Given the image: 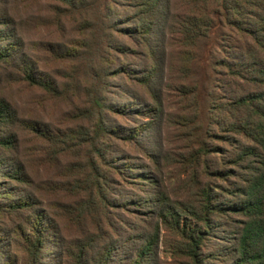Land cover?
Segmentation results:
<instances>
[{
	"label": "rangeland",
	"instance_id": "rangeland-1",
	"mask_svg": "<svg viewBox=\"0 0 264 264\" xmlns=\"http://www.w3.org/2000/svg\"><path fill=\"white\" fill-rule=\"evenodd\" d=\"M140 1L0 0V264H29L30 224L46 239L39 264H131L148 240L143 264H232L246 217L206 213L205 193L237 202L260 158L237 159L252 143L214 107L233 114L257 87L218 65L225 20L188 58L190 6L161 0L144 41L129 32ZM191 235L203 240L195 260Z\"/></svg>",
	"mask_w": 264,
	"mask_h": 264
},
{
	"label": "trees",
	"instance_id": "trees-1",
	"mask_svg": "<svg viewBox=\"0 0 264 264\" xmlns=\"http://www.w3.org/2000/svg\"><path fill=\"white\" fill-rule=\"evenodd\" d=\"M62 1L65 2V0ZM160 1L141 0L135 4L145 8L132 17L139 25L137 29L129 30L130 33L134 35L136 32L144 41L147 40L145 36L150 34L151 24L156 18L154 16L156 7ZM183 2L189 5L192 11V15L186 17L180 28L182 39L178 41L185 46L184 54L189 58L193 49L195 52L199 49L196 50L199 43L208 38V30L216 26L213 20L215 17L225 20L231 35L228 40L224 39L225 42L227 41L226 55L218 62V65L232 71L233 76L257 87L256 90L235 98L233 103H236L238 107L232 110L233 114H228L222 104L214 108L215 112L220 111L222 115H228L222 119L227 133L240 134L252 143L244 147L237 159L251 164V161L247 159L252 156L259 157V168L251 173V177L245 182L246 186L239 188L238 200L235 203L215 204L210 201L211 196L205 193V190L203 192L207 196L204 203L206 213L223 216L233 212L246 217V220L242 222L237 239V254L232 264H264V0H183ZM142 14L146 16L143 17ZM140 43L141 39H138L137 44ZM143 45L150 51L148 42H143ZM9 58L7 57L5 61ZM24 71L30 83L34 82L51 93L56 91L55 79L50 81L39 77L37 80L34 70ZM95 104L97 108L99 102L95 100ZM94 106L92 109L94 114H97ZM9 107L10 104L6 100L0 99V127L8 120ZM255 167L254 165L253 168ZM126 169L129 171V168ZM229 173L231 172L227 170L216 171V175L222 178ZM105 183L106 180L97 183L98 192L101 193L100 185ZM30 227L33 233L24 232L23 234L26 244L24 249L29 255V264H39L46 239L39 230L38 224H30ZM194 233L197 234L195 231ZM189 239L191 241L189 255L194 260L198 259L197 248L203 240H195L193 235ZM152 245L151 240L144 242L143 251L130 259L131 264H143L149 261L148 255Z\"/></svg>",
	"mask_w": 264,
	"mask_h": 264
}]
</instances>
